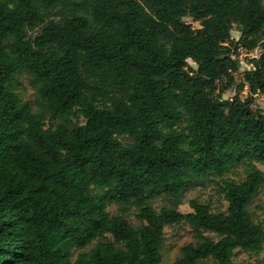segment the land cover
<instances>
[{
    "label": "trees",
    "instance_id": "obj_1",
    "mask_svg": "<svg viewBox=\"0 0 264 264\" xmlns=\"http://www.w3.org/2000/svg\"><path fill=\"white\" fill-rule=\"evenodd\" d=\"M256 47L240 77L238 49ZM21 74L36 111L13 88ZM258 94L264 0H0V264H160L164 227L181 223L194 242L173 264L260 252L264 229L248 210L264 183ZM239 161L245 177L219 185L225 212L149 204ZM112 204H135L140 224Z\"/></svg>",
    "mask_w": 264,
    "mask_h": 264
},
{
    "label": "rangeland",
    "instance_id": "obj_2",
    "mask_svg": "<svg viewBox=\"0 0 264 264\" xmlns=\"http://www.w3.org/2000/svg\"><path fill=\"white\" fill-rule=\"evenodd\" d=\"M185 21L191 24L192 27L198 28L200 25L195 22L192 18H186ZM240 37V32L238 27L235 25L231 31L232 41L235 43ZM260 49H254L252 51H246L244 49H238V58L240 60V74L242 77L243 70L249 68L251 65L249 59L252 57H258ZM189 65L196 68L195 63L191 60L188 61ZM238 77V76H237ZM15 92L18 94L22 101L29 102L31 109L36 111L37 105L35 103L36 91L30 85L29 77L27 74L18 75L16 81L13 84ZM234 90L230 89L227 91L223 97L229 98L234 95ZM248 96L247 87L240 92L241 98H246ZM254 109H259L264 113V96L255 95L252 104ZM84 120L79 117L74 119V123H82ZM123 143H128L129 140L126 136H119ZM257 167L264 173V164L259 162L256 163ZM245 177V163L239 161L231 169L229 173H226L222 178L218 176H209L205 178H195L189 185L186 186L185 191L181 195L178 201L172 198L160 195L152 196L149 199V204L156 210L159 211L163 207H171L177 204L178 210L187 213L192 211L189 206V201L192 199H197L201 203H206L210 206L212 212H225L227 208V202L225 201L223 195L219 192V185L223 179H234L236 181H241ZM97 188H93V193H99ZM264 206V183L260 187V191L257 197H255L248 210L253 221L260 224L264 229V210L260 207ZM107 211L110 214H120L123 215L132 226L137 227L140 222L136 218L137 207L135 204H130L126 207H119L116 204H112L107 207ZM211 235L210 233H206ZM107 239L113 241L111 236H107ZM194 242L193 232L191 227L186 223L172 224L164 227V241L160 248L161 262L160 264H173L174 260L179 256L180 249L182 246ZM95 244L93 242L90 246L83 250L75 249L73 251V259L82 252H88L89 249ZM264 262V242L262 250L260 252H247L241 249H236L233 255L234 264H262ZM200 264H215L211 259L204 260Z\"/></svg>",
    "mask_w": 264,
    "mask_h": 264
},
{
    "label": "crops",
    "instance_id": "obj_3",
    "mask_svg": "<svg viewBox=\"0 0 264 264\" xmlns=\"http://www.w3.org/2000/svg\"><path fill=\"white\" fill-rule=\"evenodd\" d=\"M257 48L260 49L259 47H256L255 49H257ZM259 54H260V53H259Z\"/></svg>",
    "mask_w": 264,
    "mask_h": 264
}]
</instances>
